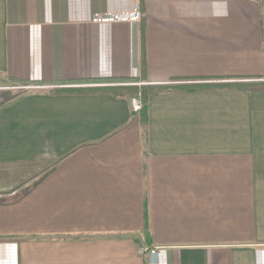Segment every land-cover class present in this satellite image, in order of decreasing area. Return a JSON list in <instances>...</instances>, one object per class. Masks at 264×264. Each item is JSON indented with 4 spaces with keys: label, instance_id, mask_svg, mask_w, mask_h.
I'll list each match as a JSON object with an SVG mask.
<instances>
[{
    "label": "crops",
    "instance_id": "1",
    "mask_svg": "<svg viewBox=\"0 0 264 264\" xmlns=\"http://www.w3.org/2000/svg\"><path fill=\"white\" fill-rule=\"evenodd\" d=\"M0 264H264V0H0Z\"/></svg>",
    "mask_w": 264,
    "mask_h": 264
},
{
    "label": "trees",
    "instance_id": "2",
    "mask_svg": "<svg viewBox=\"0 0 264 264\" xmlns=\"http://www.w3.org/2000/svg\"><path fill=\"white\" fill-rule=\"evenodd\" d=\"M103 82L123 83V86L98 88V89H84L75 92L78 93H109L115 97L128 98L130 101L137 98L140 95L141 101L143 102V108L140 112L141 120L143 124L147 122V99L151 95L164 93L167 91L176 90L177 87H153V86H137L136 79L123 80H106ZM129 84V85H126Z\"/></svg>",
    "mask_w": 264,
    "mask_h": 264
},
{
    "label": "built area",
    "instance_id": "3",
    "mask_svg": "<svg viewBox=\"0 0 264 264\" xmlns=\"http://www.w3.org/2000/svg\"><path fill=\"white\" fill-rule=\"evenodd\" d=\"M94 23L99 24H109V23H139L141 21V11L140 5L137 3L135 8L131 12H122V13H107L105 15H95L92 18ZM137 86H143L142 83L137 84ZM56 87H35L32 85H26L22 87L24 92H35L38 90H52ZM143 108V104L140 101V98H134L131 100V110L134 114H139ZM156 254V251H150V255L153 256Z\"/></svg>",
    "mask_w": 264,
    "mask_h": 264
},
{
    "label": "rangeland",
    "instance_id": "4",
    "mask_svg": "<svg viewBox=\"0 0 264 264\" xmlns=\"http://www.w3.org/2000/svg\"><path fill=\"white\" fill-rule=\"evenodd\" d=\"M139 87H141V86H139ZM139 98H140V95L138 96ZM140 101H141V98H140ZM142 102V101H141ZM142 104H143V102H142Z\"/></svg>",
    "mask_w": 264,
    "mask_h": 264
}]
</instances>
